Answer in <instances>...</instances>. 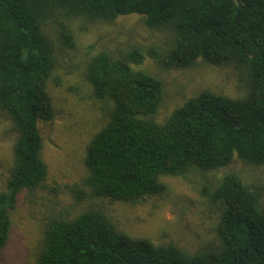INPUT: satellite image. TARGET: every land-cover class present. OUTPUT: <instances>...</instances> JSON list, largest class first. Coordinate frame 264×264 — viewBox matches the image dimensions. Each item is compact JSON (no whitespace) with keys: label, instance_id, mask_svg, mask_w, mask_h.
Here are the masks:
<instances>
[{"label":"trees","instance_id":"trees-1","mask_svg":"<svg viewBox=\"0 0 264 264\" xmlns=\"http://www.w3.org/2000/svg\"><path fill=\"white\" fill-rule=\"evenodd\" d=\"M131 15L171 37L167 47L146 53L88 48L82 77L103 122L86 147L83 189L72 195L77 203L140 205L169 196L163 178L194 175L193 187L217 212L216 244L195 252L154 244L89 210L52 215L30 264H264V188L230 169L235 160L264 165V0H0V112L16 134L0 192V250L18 194L40 188L47 177L38 124L53 120L47 85L59 83L58 56L76 49L84 24ZM146 57L163 69L198 61L231 66L243 93L202 91L158 121L163 88L141 69ZM219 171V178L209 177Z\"/></svg>","mask_w":264,"mask_h":264},{"label":"rangeland","instance_id":"rangeland-1","mask_svg":"<svg viewBox=\"0 0 264 264\" xmlns=\"http://www.w3.org/2000/svg\"><path fill=\"white\" fill-rule=\"evenodd\" d=\"M84 26L86 32L79 34L76 49L58 56L59 68L54 76L59 78V83L50 79L47 85L53 120L38 124L46 180L40 188L18 194L10 214L9 238L0 250V264L33 263V254L52 215L68 213L74 216L89 210L102 211L119 230L132 238H148L154 244L176 243L191 252L215 245L217 212L208 208L193 187L197 179L194 175L188 180L163 178L169 187V196L148 198L140 205L107 199L75 201L73 190L76 187L83 189L87 175L86 147L103 122L100 105L89 96V87L82 77L88 48H104L116 54L138 48L146 53L152 47L164 46L171 37L168 30L145 26L139 15L121 17L112 24L97 22ZM141 69L162 83L164 97L158 121L202 91L233 98L243 93L241 80L231 66L214 67L198 61L189 68L163 69L146 57ZM15 136L12 124L0 112V192L5 190L10 177ZM230 169L238 171L247 183L264 188V165L254 169L235 160ZM220 175L219 171L209 177L217 179Z\"/></svg>","mask_w":264,"mask_h":264}]
</instances>
